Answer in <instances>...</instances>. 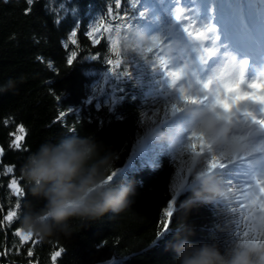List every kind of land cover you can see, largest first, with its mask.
Masks as SVG:
<instances>
[{"label": "trees", "instance_id": "trees-1", "mask_svg": "<svg viewBox=\"0 0 264 264\" xmlns=\"http://www.w3.org/2000/svg\"><path fill=\"white\" fill-rule=\"evenodd\" d=\"M152 1L160 3L162 12L150 6ZM170 1L139 0L135 16L124 22L126 27L120 31L123 34L142 29L144 24L157 22L161 25V29L152 34L160 47L141 59L137 54L122 52L123 56L117 57L106 43L109 33L104 24L100 25L99 32H103L105 38H101L99 44H93L85 35L101 17H107V7L113 0H34L29 14H25L29 7L26 0H0V86L8 80L15 81L13 89L0 92V147L4 149L0 156V173L6 166H14L13 174H0V264H173L168 244L175 239V229L182 222L195 231L190 237L194 241L214 236L221 244L227 243L228 234L233 237L234 232L252 226L248 211L240 210L235 196L232 206L237 208L236 213L228 210L227 201L192 208L185 219L184 213L177 209L186 199V190L177 198L170 231L158 238L163 210L172 198V186L179 168L190 157L161 149L154 168L141 166L137 159L128 165L139 149L142 129L149 126L167 130L160 127L165 113L174 103L182 101L178 100L181 86H170L171 80L166 76V70H176L166 63L170 59L167 50L171 44L166 38L171 31L178 33L179 30L173 28L171 12L175 7L167 5ZM207 1L215 7L220 0ZM221 2L228 4L226 0ZM126 7L122 5L120 11ZM141 11L146 13L144 17H139ZM108 19L119 22L114 6L113 17ZM77 26L78 44L72 45L68 37ZM99 32L93 37L99 36ZM65 42H68L67 48L63 46ZM161 50L164 54H160ZM71 51H76L77 57L69 65L67 59ZM97 54L99 59H91ZM107 59H122V67L107 65ZM122 70L133 73L132 78L121 76L117 79L113 75ZM136 72L143 73L141 86L136 81ZM197 83L198 91L193 96L203 97L205 84L202 80ZM151 89L153 91L148 94ZM113 96L118 97V102L110 109L106 101ZM61 112L67 113L62 119ZM20 125L27 130L23 141L26 150L10 147L14 139L10 133L16 132ZM70 134L92 136L115 153L113 170L118 173L117 180L138 182L135 203L119 215L109 214L87 227L82 228L77 223L71 237L58 235L41 240L34 236L21 244L14 233L22 228L25 206L29 202L37 203L26 187L20 171L22 164L41 143L55 142ZM205 166L201 161L197 171ZM234 172V168L217 170L235 193L237 184L229 183ZM13 176L19 179L24 192L19 210L14 207L17 197L8 188ZM12 210L18 211V218L9 225L4 217ZM29 248L32 256L27 255ZM61 248L64 251L53 262L52 254Z\"/></svg>", "mask_w": 264, "mask_h": 264}, {"label": "clouds", "instance_id": "clouds-1", "mask_svg": "<svg viewBox=\"0 0 264 264\" xmlns=\"http://www.w3.org/2000/svg\"><path fill=\"white\" fill-rule=\"evenodd\" d=\"M172 19L174 24L178 23ZM114 39L123 54H137L141 59H146L153 49L160 47L157 39L143 32L117 33ZM192 47L194 45L175 43L167 50L170 59L166 63H174V58H171L173 51ZM247 67L248 60L245 59L239 64L233 61L227 67L213 69L208 77V87L203 86L207 95L220 101L221 93H226L223 98L227 99L229 86L235 85L241 78L244 90H248L252 81L264 80V65L257 69V76L252 81L247 80ZM177 70L182 73L180 79H183L185 70ZM175 84L171 82L170 86ZM14 87L15 81L8 80L0 86V92ZM180 90L192 96L198 88L190 82L187 88L181 86L179 93ZM178 100H183L181 95ZM175 112L183 115V122L167 130L145 126L141 139L149 146L170 154L180 152L189 155L193 169L192 186L187 189L186 199L180 202L177 209L184 213L186 219L192 208L217 205L233 198L232 190L217 174L218 169L205 166L197 171V167L201 161L207 165L212 158L236 160L255 152H264V141L257 139L264 136V128L247 115L252 113L264 119V106L245 101L226 111L220 103L184 102ZM192 133L203 138L200 154L189 147L193 143L189 139ZM114 166L115 153L92 136L70 134L55 142L41 143L25 158L20 169L28 192L37 202H29L25 206L22 229L41 240L58 235L71 237L77 223L82 228L87 227L109 214L119 215L131 208L135 203L138 182L115 178L107 181ZM139 186L142 187V182ZM174 235L175 239L168 244V250L173 253V264H264V238L235 239L228 234L225 244L214 236L197 242L190 238L195 231L186 222L177 226Z\"/></svg>", "mask_w": 264, "mask_h": 264}, {"label": "snow or ice", "instance_id": "snow-or-ice-1", "mask_svg": "<svg viewBox=\"0 0 264 264\" xmlns=\"http://www.w3.org/2000/svg\"><path fill=\"white\" fill-rule=\"evenodd\" d=\"M6 2V0H5ZM26 3L29 5L28 8L25 9V14H29L31 12V5L34 3V0H26ZM177 3L179 4V0H177ZM122 5H127L126 8L121 12ZM113 6L117 10V15L119 17L118 23H113V20L108 19V17H113ZM139 8V0H113L112 5H109L107 7V17H101L100 21L94 23L89 30L86 31L85 35H87L90 39L93 40V44H99L101 38L104 37L103 32H99L100 25L104 24L106 31L109 33V35L105 38L106 43L110 46V50L114 51V54L117 57H122V53L119 50L118 43L114 39L115 34L120 33L121 29L126 27V24L124 22L130 21L133 16H135V13L137 12ZM192 10L186 9L182 6H176L172 12L171 16L174 18L177 22H187L184 25L183 30L192 38L194 39H203L207 36V33L213 31L211 26L205 25L204 27H198L197 21L194 20V18L190 15V12ZM145 12L141 11L139 12V17H144ZM99 32V36L93 37L94 33ZM78 36V26L75 27L69 34L68 41L72 45H77L78 40L76 37ZM65 48L68 47V42H65L63 45ZM77 57L76 51H71L67 63L71 65ZM91 59H99V55H94L91 57ZM106 64L115 68H121L122 67V59L112 60L107 59ZM112 67H110L109 71L112 70ZM113 75L119 79L121 76H124L128 79H131L133 76V73H130L128 71H120V72H113ZM182 73L178 70H172L167 71L166 70V76L169 78L172 82V84H175L176 81H178L181 78ZM135 78L138 84L140 86L143 83V73H135ZM155 83H159V81H156ZM244 80L241 78V80L236 83L235 85H231L228 88V96L227 99L220 101L221 107H223L226 111L230 109L231 106L245 101H252L255 102L261 106H264V80H254L251 83L248 84V90L243 89ZM205 88L208 87L207 84L204 85ZM260 88V91H257V89ZM162 90V89H161ZM153 91V89L150 90L148 94H150ZM147 94V95H148ZM180 95L184 102L187 103H198L199 100L194 97L188 95V93L184 90H180ZM118 102V97H111L110 101H106L109 108L111 109V106L115 105ZM173 113L175 112L176 106L173 105ZM67 113L61 112L60 118L62 119ZM247 115L252 116V119L256 124L264 128V119H260L259 117H256L252 113H248ZM23 133V135H17L16 133ZM11 136L14 137V139L10 142V147L15 150H26V148L23 145V141L25 139V136L27 135V130L24 128L23 125H20L17 127L16 132L10 133ZM190 140L193 141L189 147L193 150L194 153L200 154V148L203 146V138L200 137L197 133H192L189 137ZM139 150L141 154V163L144 165H147L149 162L153 163L159 159V153L154 152L147 142L145 140H141L139 142ZM4 153L3 147H0V156H2ZM147 157V160L145 159ZM207 168L209 169H224L227 167V164L223 163L222 160H219L218 158H212L207 161ZM192 167H189L188 174L189 178L182 181L179 185L172 186V198L170 199L167 207L163 210V219L161 221V228L157 233V237L164 236L165 233L170 231V224L175 214V205L177 202V198L179 195L184 193L187 188L190 186V182L192 179ZM14 173V166H6L3 170V173L0 174H13ZM259 177V179H257ZM118 179V173L117 171H113L108 177L107 181H113V179ZM256 184L259 185L258 192L256 190L255 186L245 185V194L243 197H241L238 193H234L233 191V197H236L237 202H240L241 200L247 201L251 200L250 204L244 205L241 203V208H244L245 206L248 209V219L252 221V226L246 227L243 231H236L233 234V237L235 239H242L245 237H251L252 239H260L264 238V168L261 169L259 173L253 178ZM230 184H234V181H229ZM8 188L12 190V194L17 197V201L14 205L16 210H19L21 208L20 198L23 197L24 192L23 188L19 183V179L13 176L8 184ZM257 196L259 199L257 200ZM233 198L229 201V208L228 210L231 213H236L237 208L232 206ZM12 210L7 213V215L4 217V220L8 222L10 225L13 222L14 218H18V211ZM257 212L260 213L259 216H257ZM16 237H19L21 244L26 243L29 240H32L34 235L32 233H26L22 228L17 229L14 233ZM64 251L63 248H61L59 251H55L52 254V261L55 262L57 257H59L62 252ZM32 250L29 248L27 255L32 256Z\"/></svg>", "mask_w": 264, "mask_h": 264}, {"label": "rangeland", "instance_id": "rangeland-1", "mask_svg": "<svg viewBox=\"0 0 264 264\" xmlns=\"http://www.w3.org/2000/svg\"><path fill=\"white\" fill-rule=\"evenodd\" d=\"M194 6H192L193 14L197 15L199 20L202 19V15L205 14L204 11L200 8L199 4H202L203 2L201 0H194L192 1ZM186 4H190V2H186ZM224 10V12H223ZM214 19L212 22H207L204 20L202 26L198 27H204L205 25L211 26L213 31L207 33L206 38L204 39H194L190 38L188 36H185L182 38V43L184 45H189L190 42L194 44V47L187 48L184 51L175 50L172 53L174 54L175 59L178 61L179 58L184 59V65L182 68L186 72V76L181 79V81H185L186 83H190L192 80V76L194 75L195 69L192 68L191 62L193 59L191 57H195L196 59L202 60L205 58V54L207 51H214L215 50V44L218 36L214 33V23L222 24L224 26L229 27H240L244 28L246 31H251L254 33L257 31L259 32L260 29L264 28L262 27V23H264V9L257 10L255 12L248 10L244 5L240 8H235L234 12H229L228 9H217L214 15ZM201 17V18H200ZM215 25V24H214ZM262 27V28H261ZM183 33V31H181ZM197 68V66H196ZM248 81H252V79H249ZM184 103V102H183ZM179 105H175L176 108L179 107ZM184 119L183 115L174 112L173 108L167 110L164 116V124L167 128H171L177 123H181V121ZM260 137H257L259 139ZM263 138V137H261ZM189 167H192L190 159L188 162L181 163V166L178 171V178L175 182V185H179L182 181L189 178L188 169Z\"/></svg>", "mask_w": 264, "mask_h": 264}, {"label": "bare ground", "instance_id": "bare-ground-1", "mask_svg": "<svg viewBox=\"0 0 264 264\" xmlns=\"http://www.w3.org/2000/svg\"><path fill=\"white\" fill-rule=\"evenodd\" d=\"M216 30L221 34V37L217 40V51L213 53H209V52L206 53V59L204 61L203 66L200 68L201 71L204 70L208 64L211 65V63H214L218 60L223 61L229 59L231 57V54L234 55V60H238L237 57L240 55V53L237 54L236 52L230 53L229 51H226L227 46H223L222 40L228 42L229 39L234 37L233 44L235 48L241 52L242 55L255 56L257 54V47H255V45L252 42L246 40V32L245 33L242 32L245 31L244 29H241L237 26L236 28L235 27L225 28L222 27L221 25H218ZM260 32L261 33L259 37L257 36L258 39L256 38V41L261 40L264 44V28H262ZM189 45H194V44L190 42ZM179 61L183 63L182 58H179Z\"/></svg>", "mask_w": 264, "mask_h": 264}]
</instances>
